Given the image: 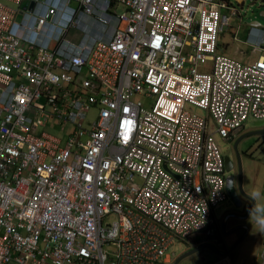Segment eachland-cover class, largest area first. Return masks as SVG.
Listing matches in <instances>:
<instances>
[{"label":"built area","instance_id":"2783aa9c","mask_svg":"<svg viewBox=\"0 0 264 264\" xmlns=\"http://www.w3.org/2000/svg\"><path fill=\"white\" fill-rule=\"evenodd\" d=\"M62 1L0 0V264L170 263L214 233L264 57L216 52L226 0Z\"/></svg>","mask_w":264,"mask_h":264},{"label":"rangeland","instance_id":"374dc122","mask_svg":"<svg viewBox=\"0 0 264 264\" xmlns=\"http://www.w3.org/2000/svg\"><path fill=\"white\" fill-rule=\"evenodd\" d=\"M54 1H58L61 4H63L62 0H54ZM233 5L237 6V8L239 9L241 15H242V19H241V25H244V27H248L247 24L255 21L257 23L260 24V26L262 28H264V1L261 0H244L243 1V5H238L236 0H229ZM34 3L33 6L30 8V10H34ZM70 15H63V17L61 18V20L63 22H65ZM232 25H237L238 21L236 23H234V21H232L231 23ZM229 26L223 28V31L218 35L217 38V47H216V52L230 56L228 54V52H225L223 50V46L224 44L228 43L229 45H234L235 43L232 41L231 35H230V31L227 29ZM259 37L258 39L253 43L252 45V49L256 50V49H260L263 47L264 45V29H259ZM74 31L71 32V34ZM238 37L240 38V35H238ZM47 39L45 38V41ZM53 46V43H51V47ZM236 46V45H235ZM240 46V45H239ZM236 48H240V47H236ZM220 50V51H219ZM250 51V49H249ZM260 57H264V56H260ZM259 58V57H258ZM257 58V59H258ZM240 60V59H239ZM244 63H249L243 60H240ZM205 65H201L200 67H202ZM187 68V67H186ZM191 110L198 114V115H202L205 116L206 112L202 109H199L197 107H190ZM94 115V112L91 111L87 114L86 119H91ZM263 120V119H262ZM255 120H246L244 121V127L241 128L240 130H238L236 137L239 135L241 136V139L243 140L241 145L243 149L247 150L248 149V156H245L242 158V166H241V174H242V179L244 182L246 183H254V182H264V145L258 146V147H252L247 148L249 146V142L251 141V137L252 135H255L254 133H256V130H258V128H262L259 126H256L254 124ZM259 121V120H257ZM212 124V122H211ZM262 126V125H261ZM249 133H253L251 135H249ZM235 137V138H236ZM215 139L217 144L219 145L223 155H229L231 158H233V150H232V141H224L223 139H221L218 135H215ZM245 199V198H244ZM236 207L234 206L232 200L227 197L225 200H223L222 202H220L219 204H217L214 208H213V216H214V220L217 223L218 229L220 227V220L222 218V216L224 214H226L227 212H230L231 210H234ZM228 227L229 225H225V231H228ZM262 227L259 224H252L250 226V228L248 227L247 230V237L249 239V235L253 234L254 232L260 230ZM218 229L214 232V234L209 238V243H211L218 251H222L224 250L222 248V244L220 243L222 240V243L224 244V248L228 247V249L230 250V259L232 261V264H242L241 260H246V261H251L253 260L254 256H255V248H256V244L253 243L252 246L249 243L248 245L244 246V241L245 239H243L241 242L239 241V237L238 236V232L236 230H233L230 234H227L226 236H223L220 229L218 231ZM217 232V233H216ZM216 233V234H215ZM226 233V232H225ZM243 235V233L241 234ZM195 239V236L190 237L186 242L183 241H176L174 242V244L172 245V247L170 248V253L173 254L172 256V261L175 259L176 256H178L180 253H182L188 246H192L193 244L191 243L192 240ZM239 239V240H238ZM222 246H221V245ZM198 245V244H197ZM201 249V250H200ZM199 251L195 254H192L190 256H188L187 258H185V263L182 264H214V263H218V264H222L219 259V255H222L220 253H215L214 251L210 250V249H205L204 247L200 248ZM242 253V254H240ZM202 260H201V259ZM242 258V259H241ZM210 263H207L209 262ZM248 264V263H247Z\"/></svg>","mask_w":264,"mask_h":264},{"label":"crops","instance_id":"0c3cea01","mask_svg":"<svg viewBox=\"0 0 264 264\" xmlns=\"http://www.w3.org/2000/svg\"><path fill=\"white\" fill-rule=\"evenodd\" d=\"M226 1L229 4L233 5L229 0H226ZM243 1L244 0H236L238 5H243ZM261 1H264V0H261ZM233 6L238 10L239 15H237L236 17H231V19L229 21V29L228 30L230 31L232 41L235 44L229 45L228 43H226L223 46V50L225 52H228V54L232 57H235L237 59H240V60H243L246 62H253L258 57L264 56V45L260 49H256V50L252 49L253 43L259 37V32H260L259 29H264V28H262L260 26V24L255 22V21L247 24L248 27H244V25H241L242 15H241L239 9L237 8V6H235V5H233ZM263 14H264V11H263ZM232 21H234V23H236L238 21V24L234 26L231 24ZM238 35H240V38L238 37ZM237 46L240 48H236ZM249 49H250V51H249ZM242 185L244 186L245 191L252 198L251 202H250V200L246 199L249 202V204L247 205V208H246V212H247L249 205H251V206H250L248 213L244 219H243V216L240 217L239 219L232 218L228 222V225L229 226L236 225L235 230L238 232L237 233L238 236H240L239 237L240 240L239 239L238 240L241 242L243 239H245L244 246L248 245L249 243L251 244V246L253 243L256 244V248H255V252H254L255 256H254L253 260H251V261L241 260L242 264H247V263L248 264H256L257 260H258V254L260 251L259 241L261 240V238L264 234V182L261 181L259 183L254 182V183L249 184V183L242 181ZM240 221H243L242 223H244V224L241 225ZM237 223H240V224H237ZM252 224H258V225L260 224L262 228L256 232H254L253 234H250L249 239H248L247 230L244 229L243 227L247 226V229H248V227L250 228V226ZM219 229H220V227H219ZM219 229H218V231H219ZM231 232L232 231L229 230V231H227V233L222 234V235L226 236L227 234H230ZM242 233H243V235H241ZM210 237H208L206 241L202 240V242L209 243ZM202 242H199V243L202 244ZM220 243L223 244L222 242H220ZM204 248H208V247H204ZM222 248L224 250L220 251L222 255H219V257H220L219 260L222 261L221 262L222 264H232V261L230 259V255H229L230 250L228 249V247L224 248L222 246ZM210 250H212V249H210ZM240 254H242V253H240ZM171 262H173V261H171ZM171 262L167 263V264H172ZM182 263H185V261H183ZM207 263H210V261Z\"/></svg>","mask_w":264,"mask_h":264},{"label":"flooded vegetation","instance_id":"af4514ba","mask_svg":"<svg viewBox=\"0 0 264 264\" xmlns=\"http://www.w3.org/2000/svg\"><path fill=\"white\" fill-rule=\"evenodd\" d=\"M259 127H262V128H258V130H256L257 134L252 135L251 141L249 142L250 144L247 148L251 149L252 147H258V146L264 145V125L259 126ZM239 135L231 142L232 150L234 153L233 158H231V159L233 161V168H234V171L236 174V179H235L236 184L238 182L237 174L241 173L242 158L244 157V155L248 156V149L245 150L242 148V146H240L243 140L239 139L237 141ZM241 179H242V174H241ZM242 181H243V179H242ZM240 199H241V203H242L241 207H238V208L236 207L234 210H231L230 212H227L226 214H224L222 216V218L220 220V230H221L222 223L225 222V225L227 226L228 222L232 218L239 219L240 217H242L246 214V208H247V205L249 204V202L246 199H244L241 195H240ZM242 222L243 221H240L241 225L244 224ZM240 223H237V224H240ZM235 227H236V225L229 226L228 231L229 230H231V231L235 230ZM225 232L227 233V231H225ZM202 240L206 241L207 238L202 237V235H195V239H193L191 242L193 245L188 246V248H186L184 251L195 247L197 244H200L199 242H202ZM202 243H204V242H202ZM205 249H207V248H205ZM198 251L199 250H197L196 252H193L192 254H194V253L196 254ZM192 254L185 256L182 260L178 261L176 264H182L184 259L187 258L188 256L192 255Z\"/></svg>","mask_w":264,"mask_h":264},{"label":"water","instance_id":"95a60500","mask_svg":"<svg viewBox=\"0 0 264 264\" xmlns=\"http://www.w3.org/2000/svg\"><path fill=\"white\" fill-rule=\"evenodd\" d=\"M32 6H33V2L30 3L29 8H31ZM254 124L256 126L264 125V119L259 120V121H254ZM251 134H253V133H249V135H251ZM254 134H257V131ZM239 139H241V136L238 137L237 141ZM224 166H225V171L227 172V175L225 177V190L227 192V196L232 200L234 206L237 208L241 207L242 203H241L240 195L243 198L250 200V202H251L252 198L245 191L244 186L242 185L241 173L237 174V177H238L237 184L235 182L236 174H235V171L233 168V161L229 155H224ZM250 206L251 205H249L245 216H243V219L246 217ZM243 228L248 230L247 226H244ZM221 231L225 234V222L222 223V225H221ZM202 247H208V248L212 249L214 252L221 254V252L218 251L211 243H202V244H198L195 247L180 253L178 256L175 257L172 264H176L178 261L182 260L185 256L199 250Z\"/></svg>","mask_w":264,"mask_h":264},{"label":"trees","instance_id":"16d2710c","mask_svg":"<svg viewBox=\"0 0 264 264\" xmlns=\"http://www.w3.org/2000/svg\"><path fill=\"white\" fill-rule=\"evenodd\" d=\"M228 197V196H227ZM212 213H213V210H212ZM213 229H214V232L218 229V226H217V223L214 221V225H213ZM214 234V233H213ZM222 242V241H221ZM221 245V244H220ZM223 245V244H222ZM221 245V246H222ZM224 246V245H223Z\"/></svg>","mask_w":264,"mask_h":264}]
</instances>
